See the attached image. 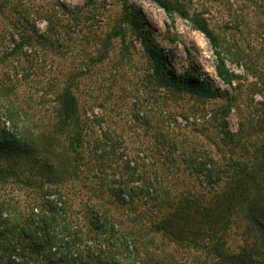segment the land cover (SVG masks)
<instances>
[{
    "label": "rangeland",
    "instance_id": "374dc122",
    "mask_svg": "<svg viewBox=\"0 0 264 264\" xmlns=\"http://www.w3.org/2000/svg\"><path fill=\"white\" fill-rule=\"evenodd\" d=\"M186 1L202 10L220 36L218 50L187 19L167 13L154 0H0V50L19 40L21 29L37 30L53 40L21 44V55L14 51L8 60L10 72L19 67L24 74L21 94L33 122L52 129L56 97L64 89L78 100L82 144L69 151L75 175L43 187L12 182L1 187L30 208L37 205L36 197L68 200L69 224L78 237L69 246L73 258L62 264H231L207 251L200 213L183 222L197 232L189 244L164 237L155 222L161 202L177 205L179 197L189 202L187 194L192 193L202 206L226 185L225 175L210 184L217 172L229 168L234 158L239 164L256 161L264 121V0ZM155 49H160L167 72L207 80L227 94L207 98L199 88L158 85ZM220 58L230 82L217 72ZM243 127L250 159L236 139L231 142L230 134ZM60 132L58 145L67 147L68 139ZM237 154L243 155L241 160ZM192 157L214 173L194 171L188 163ZM259 177L264 183V170ZM135 186L149 190L151 197L129 195ZM56 187L60 195L48 193L47 188ZM246 190V197L232 203L236 207L227 221L216 222L213 213L211 228H223L229 253L245 247L260 261L264 231L247 224L239 212L253 204L249 199L255 193L251 187ZM220 200L209 208L216 209ZM98 204L102 211L96 216L92 209ZM48 260L39 256L31 264Z\"/></svg>",
    "mask_w": 264,
    "mask_h": 264
},
{
    "label": "trees",
    "instance_id": "16d2710c",
    "mask_svg": "<svg viewBox=\"0 0 264 264\" xmlns=\"http://www.w3.org/2000/svg\"><path fill=\"white\" fill-rule=\"evenodd\" d=\"M154 1L167 13H176L187 19L218 50L221 45V38L210 26L202 10L198 11L191 8L186 0ZM18 33L19 40L12 39L13 44H4L2 45L4 49L0 50V264H31V261L37 260L39 256L43 260L49 259V264H62L67 259L73 258V250L69 246L71 240L78 237V232L72 230L69 224L68 200H51L49 198L41 200L36 197L37 205L30 208L24 200L22 202L15 200L10 191L6 193L4 191L7 190L3 191L1 187L8 186L10 182L31 187H43L45 184H59L68 178L69 174L75 175L70 170L74 160L69 151L72 147L74 148L73 151L76 152L82 144L80 142L81 119L78 115L79 105L76 96L69 89H64L56 97L58 104L54 107V118H50L52 129L33 122V112L29 110L28 105L24 104V96L21 94L20 83L24 79V74H21L22 71L19 67L16 71L10 72L9 65L11 61L8 60L11 59L14 51L21 55V52H19L21 44L31 45L41 41L42 43H51L53 40L51 41V38L48 39L47 36L40 34L37 30L28 32L21 29ZM9 47L11 49L7 51ZM152 56L158 85L163 87L178 85L190 90L199 88L202 89L203 95L207 98L224 97L227 94V92L213 88L207 80L203 79L202 82L192 77L178 76L170 71L167 72L160 49H155ZM20 61V58H18V62ZM219 61L216 66L219 76L224 81L230 82L231 77L224 68L222 58ZM260 85L262 88L264 82L261 81ZM261 124L263 126L260 128V133L263 134V138L259 139V141L261 140L259 146L255 145L256 161L252 162V165L239 164L234 160V154L231 155V159L234 158L232 160L233 164H229L230 166L224 170L225 172L223 170L217 172L214 181L210 182L211 185H215L225 175L227 178L225 187L211 194L206 204L199 205V200L192 193L187 194L189 202H185L184 197L177 198V205H173L169 201L166 204L161 202L163 208L160 207V219L155 222V228L164 237L189 244L192 242L193 237L197 235V232L196 230L186 229L183 222L187 217L200 213L202 220L201 232L207 236L208 244H210L207 251L231 264H264V251H262V260L260 261L246 253L245 247L242 249V253H229L222 242L223 228L218 230L211 228L214 225L211 219L213 213L217 214L214 215L215 220L226 219L227 221L236 207V204L232 205V203L239 196L246 197L249 194L246 190L248 186L255 193L254 197L250 194L249 199L253 201V204L249 207H241L239 212L243 213L242 219L247 224L252 223L255 228L261 232L264 231V183L259 177L260 171L264 170V167H259L264 162V121ZM59 130L68 139L69 145L67 147H59L58 145L57 137L59 136H57V132ZM246 130L247 128L243 127L238 134H230L229 132L227 134L232 136V143H235L236 139L237 146H243V150L247 151V158L250 159L252 154L249 150L250 146L247 147V144L242 142L245 141ZM66 154H69L68 157H66ZM242 156L241 154L236 155L240 160ZM196 158L192 157L188 160V163L194 165L193 170H209L211 176L214 171L207 169L206 164ZM197 161L204 165H201L200 168L196 164ZM209 162H213V159L210 158ZM135 178L143 182L141 175L137 174ZM247 180L249 185H245ZM236 181L238 185L232 187L231 184ZM235 188H238V190L234 191ZM47 189L49 194H61L57 187ZM134 194L135 197L141 195L151 197L149 190L144 189L142 186H135V193L133 194L129 191V195L134 196ZM156 199H159V197ZM218 199L220 202L217 208H209ZM92 210L98 216L102 211L101 204H98ZM224 225L227 227V224L224 223ZM45 249L52 252L47 254ZM53 253L55 258L51 256ZM82 257L81 255L80 259L84 261L85 259Z\"/></svg>",
    "mask_w": 264,
    "mask_h": 264
}]
</instances>
